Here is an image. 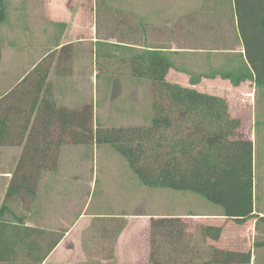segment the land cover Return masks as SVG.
<instances>
[{
	"label": "trees",
	"instance_id": "16d2710c",
	"mask_svg": "<svg viewBox=\"0 0 264 264\" xmlns=\"http://www.w3.org/2000/svg\"><path fill=\"white\" fill-rule=\"evenodd\" d=\"M224 1L234 11L244 48V71L239 75V70H234L223 78L235 85L251 80L264 90V0L221 2ZM96 16L112 24L110 38L115 42H97L95 64L100 70L104 66L111 68L110 77L123 72L130 78L149 82L153 92L150 124L93 129L92 104L68 109L45 98L43 90L55 54L58 75H64L66 66L71 65L73 47L62 46L59 52L50 53L37 63L0 98V148L22 147L4 203L22 199L17 192L30 178L24 171H56L61 146L107 145L125 160L144 187L189 192L219 207L223 216L236 225L254 219L253 144L250 140L235 139L239 121L230 116L225 99L168 82L171 60L165 52L144 45L147 25L140 20L135 22L130 11L114 7L110 0H96ZM6 17L7 3L0 0V24ZM5 214L18 219L3 204L0 264H16L21 255L24 264H41L57 242L40 246L37 239L44 231L35 226L10 224ZM179 220H151L153 228H170L166 233L157 232L163 239L157 249L153 246L146 264H180L177 258L158 254L159 249L177 250L179 232L171 229ZM121 227L117 221L116 235ZM202 233L205 241L219 240L222 226L203 225ZM208 247L212 249V259L206 264L251 261L250 251Z\"/></svg>",
	"mask_w": 264,
	"mask_h": 264
},
{
	"label": "crops",
	"instance_id": "0c3cea01",
	"mask_svg": "<svg viewBox=\"0 0 264 264\" xmlns=\"http://www.w3.org/2000/svg\"><path fill=\"white\" fill-rule=\"evenodd\" d=\"M49 1L52 2L50 6L53 7H51L52 11H50V15L56 16L59 14L58 11H54L59 8L58 5L61 8L63 7L62 12L64 13L65 19L51 21V26H54L58 33H63L61 35L63 38H61L58 44L49 46V49H42V52H39L38 49L40 50V48L34 45H26V47H22L23 50L18 48L20 55L13 56V59L20 64H25L22 69L25 72L20 73V78L16 76L15 79L6 82L4 89L0 87V98L10 88L27 76L31 72V69L51 52L57 53L62 46L67 44L75 45L77 43L89 42L87 57L84 56L79 61V63L82 62L88 65L87 73L80 71L77 74L71 62V65L66 66L67 72L64 75H58L56 73L55 61H53L54 65L49 71L43 96L55 102L57 106H63L68 109H76V104L77 107L85 103L92 104L93 95H97L96 79L98 77V74L93 75L92 70H90L92 65V47H94V51V45L98 42L97 39H94L95 26L93 17H95V10L93 11V1L95 0H79L77 2L80 5L76 3L73 6L74 8L68 7L66 3L63 5L65 0ZM83 1L87 3V6L81 5ZM221 1L110 0L114 7H122L126 11L129 10L143 24L147 25V36L142 38L144 45L165 52L172 62V68L166 77L168 82L183 87L194 88L199 92H201V85L204 82L224 81L236 89L244 84L250 83L256 91L259 88L251 80H243L235 85L232 80L223 78L224 75L229 76V73H233L234 70H239V75L244 71V48L237 31L233 8L231 10L225 1ZM20 10L18 8L16 12L14 11L11 14L10 10H8L7 3V15L8 18L11 16V19L9 22L6 17V20L0 24V26L7 25L0 28L1 31H17V28L21 31L30 29V25H32L29 24L32 23L30 20L31 16L27 12ZM196 15L198 17L194 21L190 20L189 22V20H186L183 25L181 24V32L178 34V38L170 40L172 37L169 32H164L162 36H151L152 24L156 25L153 27L157 30H169V28H166L167 23L168 25L170 23V21L168 22V16L195 17ZM208 15L215 18L219 15L220 17L224 15L228 19H231L232 28L236 35V38H233V43L230 41L228 44H225V41L223 42L221 40L222 34L220 32L217 33L214 31L215 29H211L209 23L205 26V22H207L205 17ZM20 16H22L21 22H19ZM85 16H87V21H84L86 24L82 23L83 20H81ZM23 19L25 21L24 23L22 22ZM48 23L49 21H47ZM39 26H42V31L45 30L43 24H39ZM73 31L78 35L86 31L89 40L79 36L71 39L70 34ZM237 37L239 38L238 42ZM188 40H191L192 43L186 46L184 43ZM238 45H241L242 51L237 50ZM13 47L14 45L7 49L15 52L17 47H15V50ZM137 48L143 49L141 46H137ZM4 50L2 49V51ZM26 50L31 51L29 54L24 53L23 51ZM21 52L23 53L21 54ZM27 54L28 57L26 56ZM30 55L33 56V59H31L32 56L29 58ZM215 56L223 58L217 65H215L217 63V60L214 59ZM72 59H75V57H72L71 61ZM195 59L200 60L195 62ZM30 64H34V67L31 69H29L31 67ZM171 73H175L181 78H187L188 84L171 81L169 79ZM98 79H103L102 81L106 80L104 85L110 82L111 79H115L116 82L118 81L117 77H110L108 74ZM127 79L126 82L135 87L148 84L147 81H127ZM193 80H195L194 84ZM12 81H14L13 84L11 83ZM107 86L109 88L108 84L104 89H107ZM203 93L214 95V93L211 94L206 91H203ZM255 136L256 134L252 137L253 140ZM78 147H83L87 150L86 153L93 148H86L82 145H63L59 149L58 160L63 159L74 148L78 149ZM16 148L18 151V161L22 147ZM90 155L92 154L90 153ZM93 160H97L96 154ZM14 172L0 171V209L4 204L6 209L11 210V207L8 206L9 202L19 205L21 213V217L18 218L19 220L10 217L5 219L6 222L10 224H16L18 222L26 227L37 226L38 229L44 231L37 239L40 246L46 247V245L52 242H57L41 264H86L90 262L100 264H146L150 259L153 246L157 249V245L159 246V242L163 239L157 232L161 231L166 233L170 228L166 225L153 228L151 226L152 219H180V222L173 224L174 227L171 229L179 232L178 240H176L178 244L175 242L177 250L171 249L169 251L159 249L158 251V254L161 253L165 257L177 258L180 264H206L212 259V249L208 246L223 251H250L251 261L249 264H264V214L262 211H258L256 206L253 209L255 218L242 225H236L226 219L222 214V210L211 204H209L211 209L206 212L204 211V207L198 209L193 204L177 210H175L174 206H166L165 204L160 208L157 207L159 210L158 213L151 214L149 219H145L146 217L142 215L135 217L142 224L148 220V224L131 226L132 221L130 220L133 219H129L124 214L105 211L87 212L91 207L93 192H91L87 203L82 204L81 212L77 216V184L75 171H24L27 175L29 174L28 176L30 178L17 192L21 195L22 199L17 201H12L11 199L7 203H4L5 195L11 184ZM94 174L96 176V172ZM95 182L93 184L90 183V188L94 189ZM84 195H86V192H84ZM6 215L10 216L5 214V217ZM29 219H34L35 221L29 222ZM117 221L122 225V232L120 230L119 235H116L114 228ZM203 225H212L214 227L222 226V234L219 240L205 241L202 233ZM141 226L143 227L139 231ZM44 227H52V229L46 232ZM131 227L135 228L134 232H130ZM21 258L24 257L21 255ZM164 264H172V262Z\"/></svg>",
	"mask_w": 264,
	"mask_h": 264
},
{
	"label": "rangeland",
	"instance_id": "374dc122",
	"mask_svg": "<svg viewBox=\"0 0 264 264\" xmlns=\"http://www.w3.org/2000/svg\"><path fill=\"white\" fill-rule=\"evenodd\" d=\"M5 1L6 3H8V10H10L11 14H13L14 11L16 12L18 8L27 12V14L31 16L30 20L32 21V23L29 24L32 25H30V29L28 30L23 27L25 30L22 31L18 30V28L17 31L0 30V87L2 89H4V85L6 84V82L15 79L16 76L17 78H20V73L25 72L24 70L22 71L25 64H20L13 59V56L20 55L18 48H21V50H23L22 47H26V45H34L40 48V50L38 49L39 52H42V49H49V46L58 44L61 38H63V36H61L63 35V33H58L57 29L54 26H51V21L56 19H59V21H61L63 20V18L65 19L64 13L62 12L63 7L61 8L60 5H58L59 8L54 10L58 11L59 14H57L56 16L50 15V11H52V6H50V4L52 2H50L49 0ZM77 1L79 0H65L63 5H65L66 3L68 7L74 8L73 6L76 3L77 5L79 4V2ZM20 5L22 6L20 7ZM81 5L87 6V3L83 1ZM116 8L123 9L122 7ZM93 11L95 12V17H93L95 26L94 39H97V41H104L105 39L109 42L114 43L115 39L110 38L113 35L110 28L112 27V24L109 23V21L107 22L106 19H103V17L96 16V0L93 1ZM10 12L8 13L10 14ZM197 17L198 15H196L195 17L168 16V22L170 21V23L169 25L167 23L166 28H169V30H157L153 27L156 25L152 24V31H150V33L152 34L151 36H162L164 32H169L172 37V39L170 40L178 38V34L181 32V24L183 25L186 20H189V22L190 20L194 21V19ZM86 18L87 16L81 19L83 20L82 23L86 24V22H84L87 21ZM7 19V21L10 22L11 16L8 18L7 15ZM21 19L22 16H20L19 22H21ZM205 19L207 20V22H205V26L209 23L211 29H215L214 31L217 33L220 32L222 34L221 40L223 42L225 41V44H228V42L230 41L231 43H233V38H236V35L232 28L233 26L231 24V19H228V17L224 15L221 17L219 15L216 18L208 15L205 17ZM127 20L130 19L127 17ZM138 20L139 19L137 17L134 19L135 22ZM47 21H49L48 24ZM22 22H25L24 19L22 20ZM39 24H43V28L45 30L42 31V26H39ZM5 26L7 25L5 24ZM5 26H0V28H3ZM77 36L89 40L87 38L88 34L86 31L81 32L79 35L75 31L70 34L71 39L76 38ZM238 40L239 38L237 37V42ZM191 43V40H188L185 41L184 44L188 46ZM88 44L90 43L84 42L77 43L75 45L71 44L73 47L72 57H75V59H72L71 62L73 63L72 66L77 74H79L80 71L87 73L88 65L82 62L79 63V61L82 60L84 56L87 57V49L89 47ZM13 45L14 50L16 49L15 47H17L15 52L7 49L8 47H12ZM94 46V51V47H92V65L90 70H92L93 75L98 74V77L96 79L97 95H93L92 102L93 129L99 127L111 129L123 126L149 125L152 117L151 104L153 100V92L149 82L146 85L135 87L134 85L126 82V78H128L127 81H134L136 79L130 78L127 74H124L122 72V74H117L119 75L117 77V82L115 79H111L110 82H107L109 84V88L107 86V89H104L105 86L108 85L107 83L104 85L106 80L102 81L103 79L100 80L98 78L104 76L105 74L109 75L110 71L112 70L111 68H105V66L100 70L99 67L95 64L96 57L94 54L98 49L97 42ZM2 49L5 50L2 51ZM237 50L242 51L241 45L237 46ZM30 51L31 50H26L23 52L29 54ZM23 52H21V54ZM28 54L26 55L27 57ZM31 56L32 55H30L29 58ZM31 59H33V56ZM55 59L56 54L53 61H55ZM214 59L217 60V63L215 65L219 64L223 60L222 57L218 56H215ZM198 60L200 59H195V62ZM53 65L54 62L52 63V66ZM30 66L31 67L29 69L34 67V64H30ZM169 79L178 83L188 84L187 78H181L175 73H171ZM11 83L13 84L14 81H12ZM200 90L202 93L203 91L209 92L211 94L214 93V96L225 99L228 104L230 116L239 121V127L234 134L235 139H245L252 142L254 206H256V209L258 211H262L264 214V91L261 89L255 91L254 87L250 83L244 84L243 86L236 89L235 87L224 81H214L212 83L204 82V84L201 85ZM82 106L77 107L76 104L77 109H80ZM254 133L256 134V136L253 140L252 137L255 135ZM92 147V150H89L87 153V150H85L83 147H78V149L74 148L69 154H67L66 157H64L63 159H59L57 163L56 171L76 172L75 180L77 184V216L81 212V209L83 207L82 204L87 203V201L89 200L91 192H93V196L91 197V207L87 212L105 211L124 214L129 219H133L130 220L132 221L131 226L148 224V220H146V223L143 222L144 224H142L141 221L136 220L137 218L135 217L137 215H142L146 217L145 219H149L151 214H154L155 212L158 213V208L162 207L165 204L166 206H174L175 210L185 208L187 207V205L191 206V204L198 207V209H202L204 207L205 212L211 209L209 203L189 192L173 191L167 189H151L144 187L140 184L137 177L129 169L125 160L116 152H114L109 146L93 145ZM16 149V147H2L0 149V171L15 170L18 156V151ZM90 153L92 155H90ZM95 154L97 160H93ZM94 172H96V176ZM94 182L96 184L94 189H92L90 188V183L93 184ZM84 192H86V195H84ZM12 201H17V199H13ZM8 206L11 207V211L14 215H16L18 218L21 217L19 205L9 202ZM8 218H10V216L6 215V219ZM34 221V219H29V222ZM142 227L143 226L139 228V231H141ZM44 228L46 229V232L51 231L52 229V227ZM134 229L135 228L131 227L130 232H134ZM24 263L25 258L20 257L17 260L16 264Z\"/></svg>",
	"mask_w": 264,
	"mask_h": 264
}]
</instances>
